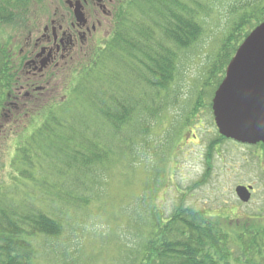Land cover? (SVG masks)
I'll list each match as a JSON object with an SVG mask.
<instances>
[{
    "label": "rangeland",
    "instance_id": "rangeland-1",
    "mask_svg": "<svg viewBox=\"0 0 264 264\" xmlns=\"http://www.w3.org/2000/svg\"><path fill=\"white\" fill-rule=\"evenodd\" d=\"M41 2L42 0L34 1V4L20 7V22L0 25V40L22 42L20 52L23 53L24 43L26 44L29 36L34 33L33 40L41 36L40 29L46 16L56 8L55 5ZM124 2L125 0H122L121 5ZM202 2L204 8L211 10L200 21L201 36L189 49L178 53L174 81L169 87V93L160 98L161 105L166 106L154 121L148 120L145 123L146 127L150 126L149 136H144L139 131H134L133 134L123 130L114 137L109 129L90 121L93 130L101 128V135L97 138L98 149L100 153L106 154L107 158L103 156L102 163L93 160L95 168L89 170L90 178L82 177L76 180L81 185L84 183L81 195L89 192L87 195L93 197H88V207L81 204L78 208L74 205V200H69L63 195V200L69 203L68 207L64 208L65 202L58 201L55 189L43 188L42 181L39 182L38 178L34 184L20 179L19 175L18 179L15 176L16 172L23 174L24 170L26 174L32 173L30 167L23 169L15 158L20 155L15 149H20L22 145L19 144L24 140L29 142L25 146L26 150L34 153L35 145L31 140L32 121L40 125L43 117L39 118L36 114L39 110L35 111L32 107L37 110L39 103L43 102L47 107L42 109L45 106L41 105L40 109L50 110L51 120L42 123L50 135L52 128H56L57 132L68 131L59 123L66 118L84 116L90 119L95 116L90 109L89 94L85 88H80L83 80L78 81L79 77L85 74L82 70L79 74L77 69L78 64L83 61L80 60L81 56L76 58L77 63L66 68L61 76H52L51 88L41 84L43 89H47L48 96L43 99L36 97L35 93L34 97L39 103H31L29 107L24 108L18 104L15 110L10 107L8 111L7 94L5 90L3 93L0 91V117L4 118H0V208L13 211L16 206L18 209L21 207L19 210L23 213L27 212V209H34L49 215H54L55 209L59 217V210L62 209L61 222L66 225L65 233L57 243L46 242L41 236L32 241L37 252L32 264H134L130 263L128 254H134L139 243L138 239H135V231H140L144 224H148L147 218L151 221L154 217L157 221L155 225L166 227L168 231L169 219L180 210L205 211L220 227L227 226L225 224L229 221L245 223L250 220L263 227L264 151L260 147L247 148L237 146L232 141H222L216 150L211 152L209 161L206 160L208 145L219 139L212 114V101L224 79L217 85L218 76L212 80L208 78L221 63L225 65L230 57L225 67L227 68L235 55L234 41L233 45L226 49V55L222 54L218 58L225 37L233 24L243 16V0ZM115 24L116 20L112 22V26H116ZM251 27L252 24L246 29ZM100 44L92 48V51L96 52L97 48L101 47ZM95 61L98 63L99 60ZM12 62L14 63L13 59ZM4 66L9 67L7 64ZM24 72L25 68L22 73ZM10 73L12 74V71ZM16 73L21 72L17 70ZM85 76L88 77L87 74ZM1 77L5 78V75ZM209 82H214L215 88L203 87ZM198 95H201L200 100L204 108L194 121L189 115ZM69 97L72 102H67ZM2 99L7 100L4 106ZM13 111L22 112L18 116ZM127 135L130 140L133 138L132 145L127 142ZM181 135L183 141L178 145L176 139ZM105 138L113 140L114 149L105 148ZM52 148L55 150L53 145ZM93 149L95 148L91 151ZM35 150L36 155L42 153V149L37 150L35 147ZM70 155L75 159L81 157L77 152H71ZM18 158L20 159L19 156ZM41 172L37 167L35 173ZM75 177H78V173ZM202 179L205 181L197 186ZM88 181L93 183L89 191ZM240 185L253 186L252 191H249L250 199L246 203L234 192L236 186ZM142 220L143 223L140 222ZM235 227L236 225H233L231 228Z\"/></svg>",
    "mask_w": 264,
    "mask_h": 264
},
{
    "label": "trees",
    "instance_id": "trees-1",
    "mask_svg": "<svg viewBox=\"0 0 264 264\" xmlns=\"http://www.w3.org/2000/svg\"><path fill=\"white\" fill-rule=\"evenodd\" d=\"M34 1L37 0H0V25L20 22L19 8L34 4ZM202 1L206 0H125L119 7L117 24L113 27L111 36L100 44L101 47L97 48L96 52L92 51L87 55L82 64H78L79 74L82 70L88 75L87 77L84 74L78 81L83 80L80 88H85L89 94L90 109L95 116L90 119L84 116L66 118L59 123L68 131L57 132L56 128H52L50 135L48 129L42 125L43 122L48 123L51 120L50 110H41L43 102L38 101L39 109H33L39 110L36 114L43 119L40 125L32 121L31 140L37 150L42 149V153L36 155L34 147L32 154L25 148L29 142H20L19 145L23 148L15 149L20 154L16 155V161L23 169L30 167L32 173L26 174L25 170L23 174L16 172V178L18 179L19 175L20 179L34 184L38 178L39 182L42 181L43 188H53L57 191L59 202H65V195L69 200H74V205L78 208L81 204L88 207L89 198L93 197L87 195L89 192L81 195L84 183L81 185L76 180L82 177L90 178L89 170L95 168L93 160L102 163L103 156L107 158V155L100 153L98 149L97 138L101 135V128L93 130L90 121L100 123L102 128L109 129L114 137L123 130L133 134L139 131L142 135L149 136L150 126L146 127L145 123L148 120L154 121L166 106L161 105L160 98L169 93V87L174 81L178 53L189 49L201 36L200 21L211 10L204 8ZM263 21L264 0H243V16L233 24L225 37L218 58L222 54L226 55V49L233 45L234 41L235 53L248 34ZM251 24V29H246ZM17 49L15 44L0 40V75H5V78L0 76V91L3 93L5 90L7 95L11 94L17 75L12 66V59L15 62L18 55ZM95 59L99 60L98 63ZM227 63H221L208 79L212 80L218 76V85L224 78ZM204 86L215 88L214 82ZM200 98L201 95H198L195 100L189 115L191 119L203 112L204 104ZM6 101L2 99V103ZM72 101L70 97L67 99V102ZM43 106L45 107L42 109L47 107ZM210 107L209 103L208 108ZM104 141L105 148L114 149L113 140L105 138ZM131 141L133 138L130 140L127 135L130 145ZM176 141L180 145L183 136L177 137ZM222 141L224 139L219 138L208 145L207 161L211 152L215 151ZM31 145L32 143L29 144ZM93 147L97 152H94L95 149L91 151ZM261 150L264 151L263 145ZM71 152H77L81 157L75 159L70 155ZM36 156L38 157L35 158ZM37 167L42 170L41 174L35 173ZM76 173L78 177H75ZM204 181L202 179L196 185L200 186ZM88 182L89 191L93 183ZM62 185L65 186L64 189ZM68 205L66 201L64 208ZM13 208V211L0 208V264H32V259L37 253L32 244L35 238L41 236L46 242L57 243L65 233L66 225L61 222L62 209L59 210V217L55 209L54 215H49L34 209H27V212L23 213L19 210L21 207ZM146 220L149 225L144 224L140 231H135V239L137 238L139 243L135 253L130 252V256L128 254L130 263L264 264V225L259 226L254 220L245 223L229 221L225 224L227 226L220 227L205 211L180 210L169 219L168 231L166 227L155 225V217L151 221L148 218ZM140 222L143 223V220ZM233 225H236L234 229L231 228Z\"/></svg>",
    "mask_w": 264,
    "mask_h": 264
},
{
    "label": "flooded vegetation",
    "instance_id": "flooded-vegetation-1",
    "mask_svg": "<svg viewBox=\"0 0 264 264\" xmlns=\"http://www.w3.org/2000/svg\"><path fill=\"white\" fill-rule=\"evenodd\" d=\"M121 2L122 0H42L41 3H50L56 8L46 16L40 29L41 36L34 40V33L29 36L28 42L24 43L23 53L20 52L22 42L17 40L13 43L18 46V55L13 63L15 71L22 73L25 68L26 72L22 75L17 73L12 92L6 95L9 100L8 111L10 107L15 110L18 104L24 108L38 102L34 97L35 93L36 97H47L48 91L41 84L51 88L52 76H61L66 68L77 63L76 58L81 56L80 60L86 59L92 53V48L107 40L112 34V22L118 17ZM76 8L82 14L79 18ZM13 112L19 116L22 111Z\"/></svg>",
    "mask_w": 264,
    "mask_h": 264
},
{
    "label": "water",
    "instance_id": "water-1",
    "mask_svg": "<svg viewBox=\"0 0 264 264\" xmlns=\"http://www.w3.org/2000/svg\"><path fill=\"white\" fill-rule=\"evenodd\" d=\"M79 18V8L75 9ZM215 125L221 136L241 144H264V22L237 49L212 101ZM251 189V188H249ZM246 203L245 187L236 189Z\"/></svg>",
    "mask_w": 264,
    "mask_h": 264
}]
</instances>
